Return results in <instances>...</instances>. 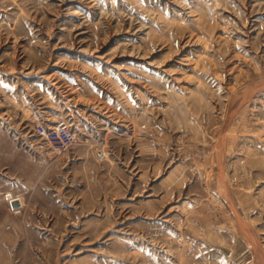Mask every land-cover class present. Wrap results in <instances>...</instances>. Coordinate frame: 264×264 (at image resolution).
<instances>
[{"label": "rangeland", "instance_id": "rangeland-1", "mask_svg": "<svg viewBox=\"0 0 264 264\" xmlns=\"http://www.w3.org/2000/svg\"><path fill=\"white\" fill-rule=\"evenodd\" d=\"M0 264H264V0H0Z\"/></svg>", "mask_w": 264, "mask_h": 264}, {"label": "built area", "instance_id": "built-area-1", "mask_svg": "<svg viewBox=\"0 0 264 264\" xmlns=\"http://www.w3.org/2000/svg\"><path fill=\"white\" fill-rule=\"evenodd\" d=\"M36 134L56 153H61L76 142V133L66 119L48 125L43 120L34 124Z\"/></svg>", "mask_w": 264, "mask_h": 264}, {"label": "water", "instance_id": "water-1", "mask_svg": "<svg viewBox=\"0 0 264 264\" xmlns=\"http://www.w3.org/2000/svg\"><path fill=\"white\" fill-rule=\"evenodd\" d=\"M11 203H12V206H13V207H17V206H19V204H20L19 201H18L17 199L12 200Z\"/></svg>", "mask_w": 264, "mask_h": 264}]
</instances>
